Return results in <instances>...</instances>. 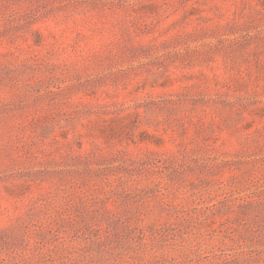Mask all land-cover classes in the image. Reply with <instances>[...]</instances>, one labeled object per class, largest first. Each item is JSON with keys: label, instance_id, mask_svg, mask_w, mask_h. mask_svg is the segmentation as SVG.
<instances>
[{"label": "rangeland", "instance_id": "rangeland-1", "mask_svg": "<svg viewBox=\"0 0 264 264\" xmlns=\"http://www.w3.org/2000/svg\"><path fill=\"white\" fill-rule=\"evenodd\" d=\"M0 264H264V0H0Z\"/></svg>", "mask_w": 264, "mask_h": 264}]
</instances>
